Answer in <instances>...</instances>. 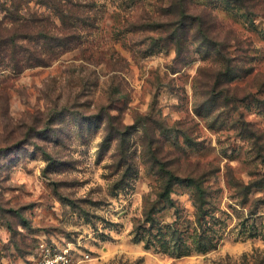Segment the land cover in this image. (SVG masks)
I'll use <instances>...</instances> for the list:
<instances>
[{"label": "rangeland", "instance_id": "1", "mask_svg": "<svg viewBox=\"0 0 264 264\" xmlns=\"http://www.w3.org/2000/svg\"><path fill=\"white\" fill-rule=\"evenodd\" d=\"M100 4L84 55L0 66V264L43 246L81 264H264V0H192L199 36L180 52Z\"/></svg>", "mask_w": 264, "mask_h": 264}, {"label": "trees", "instance_id": "2", "mask_svg": "<svg viewBox=\"0 0 264 264\" xmlns=\"http://www.w3.org/2000/svg\"><path fill=\"white\" fill-rule=\"evenodd\" d=\"M117 1L116 8L128 16H119L126 22L123 28L127 31H160L164 35L158 42L151 38L152 48L162 43L165 48L175 45L180 52L200 31L202 19L193 10L192 0H151L156 15L145 9L149 0ZM100 6V0H0V66L23 72L49 67L71 52L84 55L90 51V39L100 30L99 22L104 18L99 16ZM144 9L145 15L133 18ZM161 176L165 183L159 198L175 206L172 192L179 178L172 172H162ZM186 182L194 189L197 210L204 212L208 204L205 182L195 178ZM154 217L152 205L147 206L145 223L154 225Z\"/></svg>", "mask_w": 264, "mask_h": 264}, {"label": "built area", "instance_id": "3", "mask_svg": "<svg viewBox=\"0 0 264 264\" xmlns=\"http://www.w3.org/2000/svg\"><path fill=\"white\" fill-rule=\"evenodd\" d=\"M34 264H81L74 261L67 250H56L43 246L40 259Z\"/></svg>", "mask_w": 264, "mask_h": 264}]
</instances>
